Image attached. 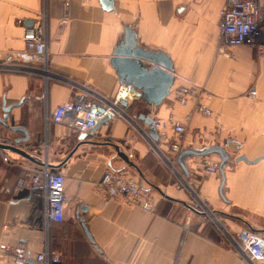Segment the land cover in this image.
I'll use <instances>...</instances> for the list:
<instances>
[{
    "label": "crops",
    "instance_id": "obj_1",
    "mask_svg": "<svg viewBox=\"0 0 264 264\" xmlns=\"http://www.w3.org/2000/svg\"><path fill=\"white\" fill-rule=\"evenodd\" d=\"M225 2L0 0V60L24 50L25 30L35 26L46 28L48 56L47 67L0 70V119L4 103L18 105L6 123L27 129L30 140L18 148L44 163L0 149V245L23 246L30 254L28 264H38L36 255L47 248L59 256L58 264H173L179 245L181 264H242L219 227L191 208L189 194L162 161L160 153L169 155L178 136L168 130L158 153L144 137L149 126L139 119L174 117L187 123L181 154L201 149L203 143L222 146L233 138L243 145L238 157L251 162L264 157V54L258 48L264 31L254 44L234 49L231 59L219 40ZM128 30L139 47L169 56L175 75L171 93L156 109L143 99L125 106L137 117L139 131L125 120H107L80 141L66 125L55 124L52 113L69 101L88 104L90 90L113 97L120 81L111 60ZM180 87H200L205 96L190 97L183 105L176 100ZM253 90L256 96L248 97ZM198 102L213 115L197 112ZM0 133L4 144L26 137L1 124ZM228 155L224 183L220 171L207 176L203 157L188 156L177 167L232 234L252 230L264 238V158L249 164ZM49 166L66 177L69 202L63 223L46 221L45 187L34 186L28 178L19 187L29 171ZM108 170L135 175L152 191L154 210L145 212L120 198L109 201L101 188ZM13 263L11 251H0V264Z\"/></svg>",
    "mask_w": 264,
    "mask_h": 264
},
{
    "label": "built area",
    "instance_id": "obj_2",
    "mask_svg": "<svg viewBox=\"0 0 264 264\" xmlns=\"http://www.w3.org/2000/svg\"><path fill=\"white\" fill-rule=\"evenodd\" d=\"M263 24L264 5L262 7L258 0H226L220 11L218 25L219 40L222 44L221 51L234 59L233 50L244 44H254L263 33ZM24 41L26 44L24 50L6 53L0 60V70L16 72L27 68L48 66L46 28L44 26L26 28ZM258 48L259 52L264 54V43L259 44ZM32 70L41 74L38 69ZM90 94L88 104L73 100L57 107L52 113V121L55 124L66 125L77 135L91 133L104 119L108 121L122 119L127 121L135 131L140 130L137 117L130 116L127 108L121 104L126 102L128 105L142 98V93L132 84L120 82L113 97H106L91 90ZM175 94L176 100L183 105L187 104L190 97L202 99L205 96L200 87H180ZM248 96L255 97L256 91H250ZM196 111L205 117L213 115L212 110L202 102L197 103ZM151 119V126L154 128L158 141H155L148 132L144 136L145 139L151 148L159 153L158 143L160 140L168 138V130H172L178 136V141L171 142L169 155L160 153L161 159L177 179L179 186L193 199L191 208L196 212L201 211L204 216L212 214L213 217H216L215 211L210 209L177 167L178 157L182 151L181 138L187 133V123L177 121L174 117H169L165 121L155 116ZM221 147L233 158L242 151L241 143L233 138L226 139ZM3 160L7 163L10 162L7 157H4ZM219 164L220 160L213 156L203 157V166L207 176L218 174ZM27 178L34 186L46 188V221L48 223H63L66 220V207L69 202L65 193V174L47 167L32 170L19 181V187L25 185ZM101 188L104 189L109 201L120 198L129 206L140 208L145 212H152L155 208V197L152 191L143 186L135 175L128 172L106 171L102 177ZM212 218H210V222L213 221L212 224L219 227L227 241L236 246L233 248L235 253L239 256L244 255L252 264H264V238L261 234L252 230H242L237 234H232L229 230L223 229L224 225L222 227L216 218ZM0 251L13 253V264H28L30 260V254L23 246L10 247L3 244L0 245ZM59 260V256L48 248L35 257L38 264H58Z\"/></svg>",
    "mask_w": 264,
    "mask_h": 264
},
{
    "label": "water",
    "instance_id": "obj_3",
    "mask_svg": "<svg viewBox=\"0 0 264 264\" xmlns=\"http://www.w3.org/2000/svg\"><path fill=\"white\" fill-rule=\"evenodd\" d=\"M106 3L110 2L111 0H103ZM150 64V65H144ZM111 64L113 68L115 69L117 76L119 78V81L126 82L128 84H132L137 90H139L142 93V98L149 106H151L153 109H156L162 105L164 100L169 97L171 93V88L175 81V75H174V65L171 59L168 55H166L163 52L160 51H151L143 49L142 47H139L137 45V41L134 39L133 34L131 31H127V37L125 38L123 43H120L117 47L115 54L111 60ZM123 106H126V102L121 103ZM15 106H7L6 103H4V116L3 119H0V124L9 129L11 132L14 133H23L26 137L23 139H16L14 143L12 144H4L0 143V149L4 151H10L17 153L21 155L22 157L32 161L33 163H36L40 166H44V163L37 160L35 157L31 156L30 154L26 153L25 151L18 148L20 144L28 143L29 139V133L27 129L23 127H10L6 121L8 120L10 116V112ZM140 121H143L146 123V125L149 126L150 132L149 134L151 137L158 141V137L154 131V128L151 126L152 119L151 117L141 115L139 117ZM107 121V119H104L102 122ZM100 122L95 129L91 131L95 132L99 125L102 123ZM0 133V138H1ZM87 137V134H81L79 136V140L82 141ZM116 151L118 152V155L124 159L125 161H128L127 156L122 153L117 146H114ZM74 152L70 153L68 159H70L73 156ZM216 155L221 159V162L219 164V171L223 177V183H224V168L229 163L230 156L226 153V151L217 143L215 142L213 145H210L208 143H203V146L201 149L198 150H188L185 151L179 155L178 162L181 163V161L188 157H205V156H212ZM264 158V157H262ZM262 158L256 159L255 161H249L245 156H240L235 159V162H245V163H252L255 164L259 162ZM64 164V163H63ZM62 167V165H61ZM51 169H55L52 166H49ZM83 230L85 234L87 235L88 239L93 243V238L85 226V224L82 225Z\"/></svg>",
    "mask_w": 264,
    "mask_h": 264
},
{
    "label": "rangeland",
    "instance_id": "obj_4",
    "mask_svg": "<svg viewBox=\"0 0 264 264\" xmlns=\"http://www.w3.org/2000/svg\"><path fill=\"white\" fill-rule=\"evenodd\" d=\"M262 0H258V3L263 7V5H264V3H262L261 2ZM262 29H263V31H264V24L262 25ZM261 37V36H260ZM259 37V38H260ZM249 97V96H248ZM135 102V101H134ZM133 102V103H134ZM132 103V104H133ZM238 142V141H237ZM242 145V144H241ZM242 149H243V145H242ZM239 156V155H238ZM238 156H236L237 158H238ZM235 157V158H236ZM191 201H193V199H191ZM198 214H202L201 213V211H199V212H197ZM209 213V212H208ZM203 215V214H202ZM215 215H216V217H213L212 216V214H211V216H204L205 218H207V220H208V223H211L212 224V222H210L211 221V219L210 218H216L219 222H220V224H221V226L223 227V225H224V227L225 228H223V229H225V230H229L230 231V229L226 226V224H225V222H224V219L223 218H221L220 217V215L219 214H217V213H215ZM212 218V219H213ZM214 223H217V222H214ZM220 224H218V225H220ZM224 230V231H225ZM227 244L228 245H226L229 249H233L234 247H236V246H234V244L232 245L229 241L227 242ZM181 250H182V245H179V248L177 249V256H176V258H174L173 259V264H181V261H180V253H181ZM234 250V249H233ZM238 255V254H237ZM239 256V255H238ZM242 256V257H241ZM241 256H239L240 257V259H241V262H242V264H252L246 257H244V255H242L241 254ZM258 264V263H257Z\"/></svg>",
    "mask_w": 264,
    "mask_h": 264
}]
</instances>
